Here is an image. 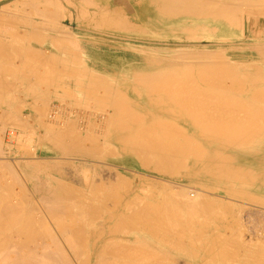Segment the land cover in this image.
Returning a JSON list of instances; mask_svg holds the SVG:
<instances>
[{"label":"bare ground","instance_id":"obj_1","mask_svg":"<svg viewBox=\"0 0 264 264\" xmlns=\"http://www.w3.org/2000/svg\"><path fill=\"white\" fill-rule=\"evenodd\" d=\"M73 1L67 2V6L73 11L62 10L58 0H18L15 6L10 4L13 7L10 6L9 11L14 7H19L17 9L21 11L28 5L30 8L35 7L36 14L35 19H31L33 16L29 18L31 13L28 12L30 11L28 7L26 12L22 10L25 16L23 13L20 18H17L19 13L16 14L17 11H13L17 19L8 12L6 15L9 14L12 19L5 15L9 18L8 24L12 21L10 25L14 26L12 25L11 30L6 28L0 30V104L5 110L2 109L4 114L1 119L4 116L9 117L6 115L15 109L17 102L23 103L21 106H24V101L19 100L22 93L23 98L28 94L29 97L25 99L29 98L32 101L38 97L37 95L41 93L38 92L41 88L38 86L46 72L45 68L47 72L51 71L53 78L64 75L63 78L66 77L67 82L73 78L71 82H75L64 84L72 88L70 90L67 87L65 95L61 94L63 88H66L62 84L64 81L52 83L50 75L51 80L43 78L45 82L41 83L44 86L47 83L48 86L50 80L49 84L55 83L60 94L68 100L82 102L84 108L87 105L86 109L90 113L84 110L82 113L84 117L81 118L88 121L82 119L83 123L80 122L75 128L77 119L73 118L76 117H73L72 121L69 119L70 115L67 117L68 115L65 116L64 113L70 124L62 120L65 122V125H62L69 127L61 126L62 129L59 126L62 121L60 123L58 122L60 120L52 118L55 114L59 119L55 113L57 111L53 109L54 106L47 111L44 110L46 103H42L45 107L42 108L43 105H40V109L38 106L30 108L31 104L37 105L35 104L37 100L40 103L42 98L34 99L29 104L31 106L28 105L30 114L38 112L37 114L41 116L40 112L43 115L41 111L43 109L44 116L47 112L46 118L49 117L51 123L41 121L47 125L41 123L36 125H41L45 133L43 134L45 137L39 136L40 139L37 137L39 134H36V139L41 141L39 143H52L50 148L59 150L53 152L54 154L58 152L59 155L62 153V156L63 154L68 156L72 153L69 156L83 159V163L80 161L83 166L79 164V168L82 166L81 170L87 172L92 169L98 171V168L96 169L100 166L98 163L104 168L105 163L123 164L129 160L147 172L146 174L152 175V178L155 175L162 180L165 178V181L166 179L173 181L171 185L177 188L175 190L178 192L172 195L168 183L162 185L161 179H158L159 183L161 182L159 184L155 182L156 180L149 179L150 176L147 180L146 175H142L145 177L143 179L136 175L139 188L141 186L145 190L144 186H147V190L143 191L137 188L138 186H131L132 175L128 178L119 172L121 178L124 176L126 178L122 180L115 172L117 175L115 178L119 177L121 181L114 178L113 186L116 189L114 187L112 189V185L109 187L110 184H107V188L101 179L98 183L93 182L96 179L91 181L95 178L94 174L88 176L91 180L85 178L83 175L87 172L84 173V170L81 171V176L75 171L79 178L84 177L81 180L83 183L76 179L79 184H83L82 186L80 184L79 188L78 183L74 185L73 180L67 178L68 175L60 176L65 172L61 166L59 168L62 173L55 171L59 178L50 177L49 174H45L46 171H41L43 176L45 174L48 178L44 176V180H40L41 178H37L40 172L36 170H42L44 166L43 170L47 169V172L48 169L56 170L54 164L57 162L50 161V164L48 161L47 166V161L44 164L43 161L40 163V160H38L40 162L32 160L35 155L33 157L34 153L31 152L32 158L28 159L31 161L19 159H16L17 163L9 161L8 163H13L12 166L6 161H0V264H168L166 262L168 253L172 256L175 252L183 256L174 255L175 257L169 261L177 259L180 261L183 257L187 259L191 256L194 261L206 262L204 264H231L230 262L235 261L242 264H264L262 246V249L259 248L260 245L257 246L256 242L255 247L253 243L256 240L253 243L250 241L254 246L246 244L247 241L244 242L240 238L242 234L239 229L241 235L237 237L234 234L237 232L235 231V227L238 226L237 220L231 217L234 212L235 214L238 212V219H242L240 216L244 214L240 215V212L246 211L242 208L245 202L264 209V87H262L264 82L260 78L263 75H255L260 74L261 70L264 71V45H252L255 47L250 48L254 54L252 58L254 63L255 60H258V63L263 61L261 66L251 60L253 64L251 66L247 64L249 66L245 67V63L244 66L238 62L234 64L235 60L225 56L223 50L218 49L221 53L218 50L210 52L200 48L198 46L200 44L191 46L185 43L201 40L227 42L241 37L245 30L261 36L264 40V16H259L253 11V8L264 7V0ZM40 4L52 8L47 6L44 8ZM110 4L115 7H111ZM39 5L43 9H38ZM61 12L66 14L65 20L69 21L67 25L63 23L64 16ZM73 13L76 17L78 15L73 20L82 22L87 31L80 30V26L73 28L69 25ZM3 16L0 18L1 21L6 19L5 16L3 19ZM2 23L0 22L5 27L4 22ZM50 24H53L52 28ZM21 26L24 29H21ZM104 31H109L111 35H106ZM82 32L85 35L81 34ZM102 33L106 37H111L104 41V46L100 44ZM93 34L97 37L94 38ZM4 37L14 40L6 41ZM42 44H47L50 49L46 52L41 50ZM75 46L81 53L75 51L77 50ZM105 48L113 54L106 52L108 50ZM27 69L30 71L27 72ZM46 76L49 75L46 73ZM256 78L262 81L258 82ZM226 81H229L230 86L226 85ZM42 91L44 99L45 97L48 99L49 92L48 98L45 96L48 90ZM55 92L58 93L56 90ZM46 99L43 102L47 101ZM77 104H73L72 107L75 108ZM21 106L18 105L17 108L20 109ZM16 109L15 111H18ZM96 110L99 113L96 114L97 123L92 119L90 122L89 118L95 116ZM14 113L16 112L13 111L10 115H15ZM17 114L16 120L14 116L13 119L10 117L14 123L17 122V117L20 121L23 119ZM73 115L79 116L77 113ZM1 119L0 122L12 123L5 122L9 119L5 121ZM20 121L19 124L22 125ZM19 124L15 125L21 128L23 125L20 127ZM73 125L74 129L71 128ZM31 129V132L20 129L23 130L18 133L21 142L19 138V141L15 142L16 145H20L28 138L24 131L29 132L30 136L35 129L40 128ZM0 151H3L1 140ZM27 154L30 157L31 154ZM110 168L109 166L108 169ZM113 169L114 167L112 168L114 173ZM20 175L28 180L24 177L22 178L24 182L26 180L30 183L31 187L28 189H32V194L42 198L38 201L39 197L33 199V203L31 197L32 202L28 206V211L26 210L28 214L24 215L23 211L21 213L19 210L24 203L20 206L19 197L15 199L13 196L21 190L15 193L13 189L11 193V188L17 187L15 185L23 191L24 184H20L19 179L22 177ZM7 176L10 180L13 179L12 182ZM74 177L76 176H72L71 179ZM7 179L13 186L7 183ZM125 179L129 180L131 187L123 182ZM123 183L129 190L118 195L117 185L123 187ZM157 186L160 187V192L157 191ZM24 188L26 190L27 186ZM123 189L122 191H125L126 187ZM201 191L209 194L218 193L236 203L243 202L240 207L230 200V203H226L228 201L225 200L223 202L224 197L221 200L220 197L217 198L218 195L209 196ZM111 192H114L113 195ZM25 194L18 196L22 199L28 195ZM23 200L28 202L30 199ZM23 209L25 211V207ZM222 212H232V215H229L230 222L233 220L231 223L236 225H232L234 232L231 233L237 239L223 233L228 228L224 223L228 222L229 216H226L227 220L224 221L225 216L222 215L224 223H221L219 215ZM247 212H250L251 219L252 215L258 217L260 214L256 212L255 215L248 209ZM45 216L48 221L50 220L49 223ZM260 216L264 217V214ZM261 220L263 222V218ZM241 221L238 223L239 226ZM46 223L49 225L51 223V227L53 224L54 230L56 225L57 229L50 230ZM227 224L230 225L229 222ZM244 228L242 226L243 230ZM228 232L230 233L229 230ZM171 249H175L174 253L170 251ZM187 261L189 262V259Z\"/></svg>","mask_w":264,"mask_h":264},{"label":"rangeland","instance_id":"obj_2","mask_svg":"<svg viewBox=\"0 0 264 264\" xmlns=\"http://www.w3.org/2000/svg\"><path fill=\"white\" fill-rule=\"evenodd\" d=\"M10 1H11V3H8V2H10ZM16 1H18V0H0V14H1V17H0V18H2V15L5 16V15L7 14V12H8L10 15H12V17H13V15H14V18H16L17 16H18L17 18H20V17H21L20 15H23V13H24L23 16H25V12L30 8V6H28V5H27V6L25 5V7L22 6V7L25 8V9H23V8L21 7L23 11L25 10V12H22V10L20 11V9L18 10L17 8H19V7L11 8V9H10L11 11H9L10 6H11V7H13L12 5L15 6V2H16ZM34 1H35V0H34ZM38 1H41V0H38ZM58 1H59V3L61 4L60 7L62 6V7H61L62 10L67 9V10L73 11L71 7L67 6V2L69 1V3H70V2L72 3L73 0H66V2H65V0H58ZM12 2H14V4H13ZM28 2H29V1H28ZM73 2H74V1H73ZM16 3H17V2H16ZM25 3H26V2H25ZM65 3H66V5H65ZM10 4H12V5H10ZM40 5H41V4H40ZM40 5L37 7L38 9H39V8H40V9H43L41 6H43V7H44V6H45V7L47 6V5H41V6H40ZM70 5H71V4H70ZM110 5H111V4H110ZM5 6H6V7H5ZM28 7H29V8H28ZM32 7H33V6H32ZM32 7H31V8H32ZM45 7H44V8H45ZM47 7H48V8H52V7L49 6V5H48ZM86 7L88 8V6H86ZM111 7H115V6H114V5H111ZM1 8H2V11H1ZM15 8H16V9H15ZM27 8H28V9H27ZM31 8H30V11L28 10V12L31 13V14H30V15L28 14V15H29V18H31V17L33 16V17L31 18V19L33 20V19H35V14H36L35 12H36V11H34V10H35V7L32 8L33 10H31ZM6 9H8V11H7ZM26 9H27V10H26ZM46 9H47V8H46ZM5 10H6V11H5ZM88 10H89V9H88ZM13 11H14V12L17 11L16 14H17L18 12H19V13H22V14H19V13H18V15L16 16V14H14ZM33 11H34V13H33ZM89 11H90V10H89ZM253 11H254L256 14H258L259 16H264V7L253 8ZM1 12H2V13L5 12V13L2 14ZM12 12H13V14H12ZM28 12H27V13H28ZM27 13H26V15H27ZM9 14L6 15V16H9ZM33 14H34V15H33ZM87 14H90V13H87ZM28 15H27V16H28ZM61 15L64 16V20H63V23H65L64 25H67L69 21H66V20H65V15H66V14L64 15V12H61ZM74 15H75V14L73 13V14H72V20L70 21V24H69V25L72 26L73 28H76L77 26H80V27H81L80 30L82 29L83 31H87V30H86V27H85V26L83 27L82 22H79V21H78V22H75V21H74V20L78 17V15H77V17L74 16ZM4 16H3V17H4ZM6 16H5V17H6ZM92 16H93V15H91V17H92ZM5 17H4L3 19H5ZM9 17L11 18V16H9ZM80 17H81V15H80ZM82 17H83V16H82ZM84 17H85V16H84ZM88 17H90V15H88ZM96 17H97V16H96ZM17 18H16V19H17ZM73 18H75V19L73 20ZM8 19H9V18H7V17H6V19L3 20V21H1V19H0V22H1V23L4 22V24H5V27L2 26L3 23L0 24V27H1V26L3 27V28L1 27L0 30L5 29V28L11 30V29L13 28L14 25H13V24H12L13 26L10 25L12 21L10 22V24H8V23H9V22H7ZM11 19H12V18H11ZM73 21H74V22H73ZM13 22H14V21H13ZM66 22H67V23H66ZM7 24H8L9 26H8ZM51 25H53V24H50V26H51ZM244 25H246V21L244 22ZM9 27H10V28H9ZM11 27H12V28H11ZM51 28H52V26H51ZM19 29H20V28H19ZM21 29H24V28L21 26ZM51 31H52V30H51ZM92 31H94V30H92ZM104 32H105L106 35H111L109 31H104ZM51 34H52V32H51ZM81 34H84V33L82 32ZM105 34H104V33L101 34L102 37L100 38V44H101L102 46L105 45V42H104L105 40L111 38L110 36L106 37ZM84 35H85V34H84ZM93 37L95 38V37H97V35H96V34H93ZM254 38H255V39H254ZM3 39H5L6 41L14 40V38H10V40H8L9 37H4ZM261 39H262L261 36L254 35V34H250V33L246 32V30H245V31L242 33V36H241V37L235 38V39H233V40H229V41H227V42H223V41H208V40H201V41H199V42H195V43H194V41H190V42L185 41V43L187 42L186 44H190L191 46H194L195 44H200V45H198L200 48H205V49L209 50L210 52H212L213 50H214L213 52H215V50H216V52H217L218 49H220V51L223 50L224 53H225V56H227L228 58L230 57V59H232V60H235V61H234V64L238 62V63H242V64H243L242 66H244V63H245V67H247V66H249V65L251 66V65L254 63V60L252 59L254 54H253V52H252V50H251V49H253V48H251V47H255V46H257V45L261 46L262 44L264 45V40H263V39L261 40ZM254 42H256V43H254ZM260 42H261V43H260ZM224 43H226V44H224ZM230 43H231V44H230ZM249 43H250V44H249ZM253 43H254V44H253ZM172 45H173V44H172ZM172 45H171V46H172ZM252 45H255V46H252ZM229 46H232L234 49H231L232 47L226 49V47H229ZM236 46H238L237 49H235ZM247 46H249V47H247ZM240 47H241V48H240ZM45 48H47V50H45ZM76 48H77V50H75ZM222 48H223V49H222ZM239 48H240V49H239ZM250 48H251V49H250ZM40 49H41V50H44V51L46 52V51H48V49H50V48L48 47L47 44H42V45L40 46ZM75 49L73 48V50H75V51H77V52L81 51V50L78 51L79 48L76 47V46H75ZM105 49H107V48H105ZM225 49H226V50H225ZM248 49H249V50H248ZM107 50H108V49H107ZM110 50H112V49H110ZM103 51H106V50H103ZM220 51L218 50V52H220ZM223 51H222V53H223ZM106 52L109 53L110 51L108 50V51H106ZM79 53H81V52H79ZM220 53H221V52H220ZM110 54H113V53L110 52ZM219 55H221V54H219ZM125 56H129V55H125ZM186 56H187V55H186ZM186 56H185V57H186ZM189 56H191V55H189ZM223 56H224V55H223ZM187 58L190 59L189 57H187ZM225 58H226V57H225ZM226 60H227V59H226ZM228 60H229V59H228ZM251 60L253 61V63H252ZM246 62H248V63H246ZM249 62H251V63H249ZM258 62H259L258 60H255V63H254V64H257ZM262 62H263V61H261L260 63H258V64H259L258 66H261V63H262ZM247 64H249V65H247ZM239 65H241V64H239ZM262 65H263V64H262ZM47 69L49 70V68H47ZM43 70H44V69H41V71H43ZM29 71H30V70L27 69V72H29ZM45 71H46V72H45ZM105 71H107V70L105 69ZM105 71H104V73H105ZM259 71H260V70H259ZM262 71H263V70H261V71L259 72L260 74H256V73H255V75H258V76H259V75H261V76L263 75V77H260V78H261V79L263 80V82H264V79H263V78H264V71H263V72H262ZM44 72H45L44 76L42 75L43 78H44V79L42 78L43 80H47L48 78L50 79V77L52 76V80L50 79V80L52 81V83H53V82L64 81L63 83L61 82V83L63 84L64 87H66L65 85H67L68 82H70L71 84H72L73 82H75V81L71 82V81L73 80V78H71L72 80H71V79L69 80V79L67 78V79L69 80V81L67 82L66 77L63 78L64 75H62V77H60V78H59L58 76H56L55 78H53L54 75L51 74V71H50V70L48 71V72H49V74H48L46 68H45ZM44 72H41V73L43 74ZM253 72H255V71H253ZM256 72H258V71H256ZM261 72H262V74H261ZM46 73H47V75H49V76H46ZM50 75H51V76H50ZM59 76H60V75H59ZM46 77H47V78H46ZM45 78H46V79H45ZM61 78H62V80H61ZM69 78H70V77H69ZM42 79H40V83L43 81ZM54 79H55V81H54ZM58 79H59V80H58ZM258 79H259V77H258ZM258 79L256 78V80H257L258 82H261V81H262V80L259 81L260 79H259V80H258ZM50 80L48 81V86H47V83L45 84V86H44V84H42V83L40 84V83H39V86H38V87H39V88L41 87V88H40L41 90H40L38 87L36 88L37 90H38V89L40 90V91L38 90V92H41V93H40L41 95L43 94V91H42V90H44V91H45V90H48L47 93H46V95H45V96H47V94H48V92H49V94H48L49 98H48V96H47L48 99H46V97H45V99H46L47 101H44V102H43V100H45L44 97H43L44 94H43L42 96H40V94L38 93L39 95H37V96H38L37 98L39 99V97H40V98H42V99H40V101H41L40 103H39L38 100L36 101V103L34 102L35 104H37V105H34V104H31V103L34 101V99L36 100L37 98H34L33 101H32V100L29 99V98H26V99H25V97H29V96H27L28 94H26L24 98H23V96H22L24 93H22V94L20 93L21 95L17 94V95H19L21 98H20L19 96L16 95L17 98L19 97V100L22 99L21 101H24V106H21V105H23V103L21 104L20 102H17V104L19 105V107L21 106L20 109L17 108L18 105L15 107V109L17 108L16 110H18V111H15V109L13 110L14 112H16V113H14L15 115L18 113L17 116L20 115L19 118H20V119L23 118L22 121H20V120L18 119V117H17V122H16V123L19 124V121H20V123H22V125H23V126H22L21 124H19L20 127L22 126L21 128H23L24 130L27 129L26 131H29V130H30L29 132H31V131H32L31 127H32L33 129L36 128V127H37L38 129H39V128L41 129V127H42L41 125H40V126H36V125H38V123H41L42 125H47V124H43V123H42V122H48V123H49V119H48L49 117L46 118L47 112H46V115L44 116V114H45V111H44V110L47 111L48 109H51L53 106H54L55 108H57V109H55V108L53 107V109L57 111V112H55V113L57 114V116L59 117V119L56 117L55 114L52 115V118L55 117L54 119H57V121L60 120V121H58V122H60V123H61L62 120H64L65 122L69 123V122L67 121V117H69V115H70L69 119H71V120H72L73 117H76V118H73V120H76V119H77L76 121H78V122L75 121L76 127H75V125H73V127L70 126L72 129H74V127L77 128V126L79 125V123L82 122V119H83V118H81V117H84L83 114H82V113L84 112V110H86V111H85L86 113H88V114L90 113V112L86 109L87 105H85L86 107L84 108V105L82 106V104H81L82 102H79V101L77 102V100L75 101V100L71 99V100L74 101L75 103H78V104L80 103L81 105H78V104H77L78 106L76 105L75 108L72 107L73 104H75V103L73 102V104H72V101H70V100H68L66 97H64V95H65V91L67 90V87H68V86H67L66 88H63V91H61V94H64V95H61L60 92H59L60 90H57L59 87H56V84H55V83H54V85H53L52 83H51L52 85L49 84V83L51 82ZM44 82H45V81H43V83H44ZM70 83H69V84H70ZM227 83H228V84H227ZM15 84H16V83H15ZM64 84H65V85H64ZM261 84H262V83H261ZM40 85H41V86H40ZM226 85H227V86H230L229 81H226ZM51 86H53V87H51ZM54 86H55V87H54ZM47 87H51V88H47ZM262 87H264V86H262ZM44 88H45V89H44ZM68 88H70V90L72 89L71 87H68ZM65 89H66V90H65ZM55 90L58 91L59 94H58L57 92H55ZM53 92H54V93H53ZM62 92H64V93H62ZM55 94H56V95H55ZM57 94H58L59 96H58ZM55 96H56L57 98H54ZM62 96H63V97H62ZM59 98H61V99H59ZM58 99H59V100H58ZM69 99H70V98H69ZM48 100H49V101H48ZM60 100H61V102H60ZM69 101H70V102H69ZM25 102H26V104H25ZM59 102H60V103H59ZM63 102H64V103H63ZM19 103H20V104H19ZM42 103H43V104L46 103V107H45ZM29 104H31L32 106L29 105ZM1 105H2V104H0V108H1ZM15 105H16V104H15ZM28 105L31 106L30 108H34V107L38 106L39 109H40V105H43L42 108L45 107L44 110H43V109L41 110V111H43V115H42L41 112H40L41 116H40L39 114H37L38 112H36V113H34V114H30V111H29L30 108H29ZM66 105H68V106H66ZM33 106H34V107H33ZM56 106H57V107H56ZM58 106H59V107H58ZM61 106H62V108H64L65 110L62 109V108H60ZM69 106H70V107H69ZM79 106H80V108L83 107L84 109H83V108H81L82 110H81V109H78ZM65 107H66L67 109H66ZM88 107H89V106H88ZM58 108H59V109H58ZM68 108H69V109H68ZM94 108H95V107H94ZM2 109H3V107L0 109V110H1L0 113L2 112V113L0 114V119H1V116L4 114V112L2 111ZM60 109H62V110H60ZM3 110H4V109H3ZM70 110H71V111H70ZM72 110H73L74 112H73ZM89 110L91 111V110H93V109H89ZM94 110H95V109H94ZM4 111H5V110H4ZM13 111H11V112L13 113ZM58 111H59L60 113H59ZM61 111H62V112H61ZM63 111H64V112H63ZM11 112H10V114H11ZM71 112H73V113H75V114L77 113V115H79V116L77 117L76 115H73V113H71ZM94 112H95V116H93V118H89V120H90V122H91V119H92L95 123H97V120H96V119H98V118H96V114H99V113L97 112V110L94 111ZM94 112H93V113H94ZM96 112H97V113H96ZM5 113H6V112H5ZM64 113H65V116H67V115H68V116L65 117V116L63 115ZM78 113H79V114H78ZM10 114L8 113V114L6 115L7 117L9 116L8 118H6V117L4 116L2 119L6 118V119H4V121L9 119V121H5V122H10V121H11V120H10V117H11V119H13V116H14V119L16 120L15 115H13V114L10 115ZM58 114H59L60 116H59ZM71 114H72L73 116H72ZM80 114H81V115H80ZM38 115H39V116H38ZM93 115H94V114H93ZM22 116H23V117H22ZM37 116H38V117H37ZM63 116H64V117H63ZM71 116H72V117H71ZM60 117H61V118H60ZM2 119H1V121H2ZM27 119H28V120H27ZM37 119H38V120H37ZM46 119H47V120H46ZM69 119H68V120H69ZM94 119H95V120H94ZM18 120H19V121H18ZM23 120H25L24 122H25L26 125L23 124ZM44 120H46V121H44ZM73 120H72V121H73ZM83 120H87V121H88V119H83ZM12 121H13V120H12ZM12 121H11V122H12ZM26 121H27V123H26ZM34 121H35V122H34ZM36 121H38V122L36 123ZM41 121H42V122H41ZM64 121H62L61 125H59L60 127H61V126L63 127V126L65 125V122H64ZM93 121H92V122H93ZM14 122H15V121H14ZM14 122H12L11 124L4 123V122H0V128H1L0 130H1V132H2V133L0 132V133H1V134H0V136H1V137H0V140H1L2 150H3V151H0V155L2 156V157L0 156V157H1V158H0V161H2V162H3V161H4V162L6 161V163H8L9 161H12L13 163H17V160H16V159H19L20 161L31 159V158H32V154H31V153H34V154H33V157H34V155H35V157L32 158V160H36V161L40 160L41 162H40V161H38V162H40V163H43V162H44V164H45V162L47 161V162H46V163H47V164H46L47 166H48V163H49L50 161H51L52 163H53L54 161H56L57 163H56V162H55V163L57 164V166H56V164H54L55 167H57L56 170H55V168H54V170L51 169V171H52V170L54 171L53 174H52L53 171L51 172L49 169H48V172H47V169H44V170H43V168H45V166L42 168V170H41V169L36 170V172L38 171V172L42 173V175H40V173H38L39 175L36 173V174H37V178H38V179L41 178L40 180H42V179L44 180V176L48 178V176L45 175V174L47 173V175L49 174L50 177L52 176V177H55V178H59L60 176H61V177H66V176L68 175L67 178L69 177L68 179H70L71 181H72V180L74 181V180L77 179L79 182L83 183L84 181L82 182L81 180H83L84 177L87 178L89 175H92V176H93V174H94V177H95L94 179L91 180V179L89 178L90 176L88 177V179H90L91 181H93V180L96 179V181H93V182H95V183H98L99 180L101 179V181H102L103 183H106V185H107V184H110L109 187L112 185L111 187H112V189H113V187H114L113 184L115 183L113 179L115 178V176H117V175H115V172H116V174H119V173H120V174H123V175L125 174L128 178L133 177V179H130V180H131L130 183H131V186H135V187H137V186L139 185V183H138L139 180H138V178H137V180H136V175H137V176L139 175V178H141V179L145 178V177H143V176H145V175L147 176L146 179L150 176L149 174H146L147 172H144L143 170L139 169V168L136 167L131 161L128 160V161H126V162L123 163V164H122V163H111V164H110V163H107V164L105 163L104 165H106V167H108V168H109V166H110V167H111L110 169H108V168H106V167L103 168V166H102V168H101V167H100L101 164H99V163H98L97 165H100V166H97V167H96V169L98 168V169H97L98 171H95V169H92V170H90L89 172H87L86 170L83 169V170L85 171L84 173H86V172H87V173H86V174L83 173L84 175H83V174H82V175H83L84 177L82 176V177H81L82 179H81V178L78 177V175L80 174L79 176H81V173H82L81 171H83V170H81V169H82V166H83V165H82V163H83V162H82L83 159L78 158V157H75V156H69V155H71L72 153L68 154V156H66L67 154H66V155L63 154V156H62V153L59 155V154H57V153L59 152V150H57V149L55 150L54 148H50V147H51L50 144L52 145V143H49V144H45V142L39 143V142H41V141H39V139L45 135V133L43 132L42 129H41V130H40V129H39V130H36V129H35L36 131L34 130L33 133H32L33 136H31L32 134L29 136L30 133L24 131L25 133L28 134V138L26 139L27 141L25 140L26 142L23 141V142L21 143L22 145L25 143L22 147L20 146L21 144H20V145H19V144L16 145V143H17L19 140H20V142H21V138H20V137H19L20 139L18 138V135H20V134H18V133H21V131H23V130H20L21 128H19L18 125H15L16 123H14ZM70 122H71V121H70ZM3 123H4V124H3ZM67 123H66V125H69V124H70V123H69V124H67ZM82 123H83V122H82ZM2 124H3V125H2ZM5 124H6V125H5ZM27 124H28V125H27ZM49 124H51V123H49ZM62 124H64V125H62ZM73 124H74V123H73ZM89 124H90V123H89ZM4 125H5V126H4ZM24 125H25V127H24ZM29 125H30L31 127H30ZM6 126H7V127H6ZM34 126H35V127H34ZM55 126H56V125H55ZM59 126H56V127L59 128ZM89 126H90V125H89ZM28 127H30L29 130H28ZM62 127H61V128H62ZM64 127H67V126H64ZM3 128H4V130H2ZM67 128H69V127H67ZM71 128H70V129H71ZM62 129H63V128H62ZM64 129H65V128H64ZM13 131H14V133H13ZM36 132H37V133H36ZM42 132H43V133H42ZM7 133H9V134H7ZM41 133H42V134H41ZM16 134H17V135H16ZM27 134H26V137H27ZM36 134H39V135L37 136L38 138H39V136H40L39 139H36ZM40 134H41L42 136H41ZM43 134H44V135H43ZM11 135H12V139H11ZM13 135H15V136L13 137ZM34 135H35V136H34ZM16 136H17V137H16ZM15 137H16L17 139H15ZM44 137H45V136H44ZM1 138H2V139H1ZM8 138H10V140H9ZM18 139H19V140H18ZM28 139L30 140V142H29ZM32 140H33V141H32ZM36 140H38V142H37ZM8 141H9V142H8ZM15 142H16V143H15ZM35 143H36L37 145H36ZM32 144H33V145H32ZM39 144H40V145H39ZM25 145H26V146H25ZM47 145H49V147H48ZM14 146H16V147H20V148H14ZM4 147H5V148H4ZM8 147H9V148H8ZM52 147H53V146H52ZM28 148H29V149H28ZM48 148H49V149H48ZM23 149H26V150H23ZM7 150H8V152H7ZM30 150H31V151H30ZM50 150H51V151H50ZM53 150H54V151H53ZM28 151H29V152H28ZM55 151H58V152H56V153L54 154L53 152H55ZM30 152H31V153H30ZM1 153H3V155H2ZM21 153H22V154H21ZM23 153H24V154H23ZM27 153L31 154L30 157H29V155H28ZM8 154H9V155H8ZM22 155H23V156H22ZM24 155H25L26 157H25ZM61 156H62L63 158H62ZM20 157H21V158H20ZM36 157H37V158H36ZM69 157H70V158H69ZM74 157H75V158H74ZM6 158H7V159H6ZM72 158H73V159H72ZM76 158H77V159H76ZM45 159H46V160H45ZM58 159H59V160H58ZM79 159H80V160H79ZM19 160H18V162H20ZM65 160H66V161H65ZM70 160L72 161V163H71ZM78 160H79V161H78ZM15 161H16V162H15ZM28 161H31V160H28ZM42 161H43V162H42ZM48 161H49V162H48ZM69 161H70V163H69ZM80 161H81L82 163H81ZM12 162H11V163H8V164L12 166V164H13ZM33 162H34V161H33ZM51 162H50V164H51ZM63 162H64V163H63ZM77 162H78V164H77ZM59 163H60V165H58ZM50 164H49V165H50ZM62 164H63V165H62ZM66 164H67V165H66ZM79 164L82 165V166H80V168H79ZM52 165H53V164H52ZM65 165H66V166H65ZM68 165H69V166H68ZM95 165H96V164H95ZM102 165H103V164H102ZM107 165H108V166H107ZM60 166H61V167H60ZM76 166H77V167H76ZM53 167H54V166H50V168H53ZM59 167L62 168V170H64L65 172H63L62 170L60 171V168H59ZM113 167H114V169H115V171H114V169H113L114 173L112 172V168H113ZM115 167H116V168H115ZM117 167H119V168H117ZM46 168H49V167H46ZM83 168H84V167H83ZM67 169H68V170H67ZM74 169H75V170H74ZM76 169H77V170H76ZM79 169H80V171H79ZM101 169H102V170H101ZM107 169H108V170H107ZM39 170H40V171H39ZM66 170H67V171H66ZM69 170H71L72 173H71ZM93 170H94V171H93ZM41 171H44V172L46 171L45 174H44V176H43V172H41ZM49 171H50V172H49ZM55 171H57V172L60 171L59 174L62 173V172H63L64 174L62 173V174H60V176H59V175H55V174H57V172L55 173ZM75 171H78L79 174H78V175H75V174H76ZM108 171H109V172H108ZM16 172H18V171H16ZM69 172H70V173H69ZM74 172H75V173H74ZM92 172H93V173H92ZM94 172H95V173L98 172V173H96V175H95ZM118 172H119V173H118ZM131 172H132V173H131ZM135 172H136V173H135ZM138 172H139V174H138ZM33 173H34V172H33ZM67 173H68V174H67ZM90 173H92V174H90ZM17 174L19 175V173H17ZM69 174H72V176H76V177H74V179H71L72 176L70 175V176H71V177H70ZM99 174H100V178H98V175H99ZM120 174H119V177L121 178V175H120ZM127 174H129V176H128ZM34 175H35V173H34ZM62 175H65V176H62ZM86 175H87V176H86ZM123 175H122V176H123ZM131 175H132V176H131ZM142 175H143V176H142ZM20 176H22V177L20 178V177L17 176L18 179L20 178V179H19V181L21 182L20 184H21V185L24 184V187H25V185L27 186L26 190H25V188H24L23 186H21V187H23V191L25 190V192L22 191V188L19 189V188H18V187H19L18 185H15V186H17V187H14V186L10 183V182H12L13 179L10 180V179H9V178H10L9 176H7V178L9 179L10 182H8V179H7V183H9V185H12V186L14 187V188H13V187L11 186V187H12V188H11V193H12V190H13V189H14L13 192H15V191H16V192H17V191L19 192V191L21 190L19 193H16V192H15L16 194H15V195L13 194V196H15V197H14L15 199L19 197V198H18L19 201H18V199H17V201L19 202V205H20V206H22V203L25 204V205L23 204V206L19 208L20 212L23 211V215H24V214H26V213L28 214V212H27L28 210H27V209H28V206H29V205L31 204V202H32V201H31V197H33V198H32V200H33V199H35V198H37V197H39V196H38V195L36 196V195H33V194H32V191H31L32 189H28V188L31 187V186H29L30 183L27 182L28 180L26 179L25 176H24L25 178L23 177V175H20ZM130 176H131V177H130ZM140 176H142V177H140ZM42 177H43V178H42ZM50 177H49V178H50ZM77 177H78L80 180H79ZM119 177H118V179H117V177L115 178V179H117L116 181H118V180L120 179ZM22 178H24V179L27 180V181L25 180L26 184H25V182L23 181L24 179H22ZM97 178H98V179H97ZM123 178H126V177L124 176V177H122L121 179L124 180ZM151 178H152V175L149 177V179H151ZM154 178H156V179H154ZM21 179H22V180H21ZM45 179H46V178H45ZM121 179H120V181H121ZM152 179H153V181L156 180L155 182H158V183H159V180L161 179V177L159 178V177H157V176L154 175V177H153ZM158 179H159V180H158ZM77 180H76L75 182L72 181V183H74V185H76V183H78ZM97 180H98V181H97ZM109 180H110V181H109ZM147 180H148V179H147ZM163 180L165 181V178H163ZM163 180H162V179L160 180L161 182H163L162 185H164V183H165V184L168 183V185H169L170 188L172 189V190L170 189V193H171L172 195H174V194L176 195V193L178 192V190H175V189H177V188H173V187H172V185H173L172 182H173V181L170 182V181H167L168 179H166V181L164 182ZM22 181H23V182H22ZM120 181H119V182H120ZM125 181H127V180L125 179ZM125 181H123L125 184H128V185L130 184V183H129V180L127 181L128 183L125 182ZM151 181H152V180H151ZM161 182H160V183H161ZM22 183H23V184H22ZM72 183H71V184H72ZM81 183H80V184H81ZM116 183H118V182H116ZM124 183H123V187H122V186H121V187H122V189H123V188L125 189V187H126L125 191H122L121 187H119L120 184L117 185L118 188H119V191H118V190H115L116 188L114 187V188H115L114 190H115V191H118V195H120V194H122V193H124V192L126 193V191L129 190V189L127 190L128 187H127V185L125 186ZM160 183H159V184H160ZM171 183H172V185H171ZM180 183H181V182H180ZM68 184H70V183H68ZM80 184H79V183L77 184V186H79V188H81V186L83 185V184H81V186H80ZM121 184H122V183H121ZM134 184H135V185H134ZM72 185H73V184H72ZM74 185H73V186H74ZM168 185H167V186H168ZM70 186H71V185H70ZM77 186H76V188L78 189ZM117 186H116V187H117ZM131 186L129 185V187H131ZM157 187H158V188H157ZM157 187H156L157 191L160 192V189H159L160 187H159V186H157ZM16 188H18V190H17ZM73 188H75V187H73ZM107 188H108V185H107ZM137 188H139V186H138ZM140 188L142 189L141 186H140ZM140 188H139V189H140ZM146 188H147V186H146V187L144 186V189H145V190H143V189H142V190H143V191H146V190H147ZM168 188H169V187H168ZM198 188H200V187H198ZM110 189H111V188H110ZM112 189H111V191H113ZM124 189H123V190H124ZM161 190H162V189H161ZM108 191H110V190H108ZM120 191H121V193H120ZM22 192H23V193H22ZM30 192H31V193H30ZM175 192H176V193H175ZM11 193H10V195H11V197H13ZM21 193H22V194H21ZM25 193L28 194V195H30V196L28 197V195H26ZM111 193H112V195H113L114 192H111ZM125 193H124V194H125ZM201 193H203V192L201 191ZM204 193H206V192H204ZM204 193H203V194H204ZM212 193H213V192H212ZM212 193H210L211 195H210L209 193H206L205 195H209V196L215 195V197L218 195L217 198L220 197L221 200H222V198L224 197V199L222 200L223 202H224V200H225V201H228V202H226V203H230V201H231V203L235 202V203H233V204H238L240 207H241V205H242V202H243V201H241L240 203H239V201H237V203H236V201H234V200H232V199H228L227 197L222 196V195H220V194H218V193H213V194H212ZM19 194H20V196H22V195L25 194L27 197H26V196H25V197L23 196L22 199H20V196H18ZM31 194H32V195H31ZM10 195H9V196H10ZM114 195H115V194H114ZM219 195H220V196H219ZM24 198H26V199H27V198L30 199V200H28L29 204H27L28 202H27L26 200H23ZM114 198H115V197H114ZM225 198H226V199H225ZM38 199H42V198H41V197L37 198V201H38ZM229 200H230V201H229ZM21 201H23V202H21ZM40 201H41V200H40ZM40 201H39V202H40ZM20 202H21V203H20ZM25 202H27V203H25ZM41 202H42V201H41ZM33 203H34V200H33ZM26 204H27V206H26ZM243 205H244V206H242V208H243V209H246V211H245L246 213L243 212V211H241L242 213L240 212V215H241V214H244V215H243L244 218H243V216H240V218H242V219H238V218H239V216H238L239 213H238V212H236V214H235V212H234L233 216H231V215H232V212H231V213H230V212H224V213L222 212L221 215H219V217H221L222 215H224V216H225V217H224L225 220L222 218L223 216L221 217V220L223 219L224 221H226V220H227L226 216L228 217V216L231 214L230 216L232 217V219H233V220H234V219L237 220L236 223H237L238 226H239L238 223H240V220H242V221H241V225H240L241 228H240V226H239V227H238V226L235 227V231L238 232V229H239V231L241 232L242 237H240V236H239V237L242 239V241H244V242L247 241L246 244H249V243H250L249 246H251V245L254 246V245H255V247H256V242H257V246L260 245V246H258V247L261 248V246H262V248L264 249V230L262 231V229H264V226H263V228H262V225H261V224L264 222V217H263V216H262V217L260 216L261 214H262V215L264 214V209H263V208H260V207L257 208V206H256L255 204L253 205V204L250 203V205H249L248 202L243 203ZM246 205H247V207H246ZM249 206H250V207H249ZM255 206H256V207H255ZM24 207H25V211H24V209H23ZM254 207H255V208H254ZM21 208H22V210H21ZM250 208H251V209H250ZM247 209H248V211H251V212L255 213V215H256L258 212L260 213V214L258 213V214H259L258 217L260 216V218L258 219L259 222H258V220H256V218H258L257 215H256V217H255L254 215H252V213H251V215H252V219H251L250 212L248 213V212H247ZM26 210H27V211H26ZM254 210H255V211H254ZM256 210H257V211H256ZM258 210H259V211H258ZM261 210H262V211H261ZM256 212H257V213H256ZM21 213H22V212H21ZM237 213H238V214H237ZM227 214H228V215H227ZM246 214H247V215H246ZM248 215H249V216H248ZM230 216H229V220H227V221L230 223V225L227 224L228 222L224 223L223 220L221 221V223H224V225H227V227H228V228H226L227 230H225V231L223 230V231H224L223 233H224V234L228 233V235L230 234V236H234V235H232V233L234 232V226L236 225V223H234V224L231 223V222H234L233 220L230 222V219H231ZM235 216H236V217H235ZM45 217H46V216H45ZM249 217H250V218H249ZM254 217H255V218H254ZM48 218H49V217H48ZM248 218H249L250 220H249ZM261 218H263V222H262ZM253 219H255V220L253 221ZM46 220H47V222L49 223L50 220L48 221L47 217H46ZM51 221H52V220H51ZM252 221H253V222H252ZM45 222H46V221H45ZM242 222H243V223H242ZM248 222H250V223H248ZM251 222H252V223H251ZM51 223H53V222H51ZM51 223H50V225L47 224V223H46L47 225H46V224H45V225L47 226V228H49V229L51 228L50 230L55 231V230L57 229V227H56V225H54L55 228H56V229L54 230V227H53V224H54V223H53V224H52L53 229H52V227H51ZM246 223L251 224V225H248V224H247V225H248V226H247ZM254 223H255V226H254ZM256 223H257V224H256ZM263 224H264V223H263ZM48 225H49V226H48ZM228 225L231 226V227H233V228H232V229L229 228ZM232 225H234V226H232ZM242 226H243V228L245 227L244 230L242 229ZM246 226H247V227H246ZM252 226H254V227H252ZM257 226H259V227H257ZM260 228H261V229H260ZM58 229H59V228H58ZM230 229H231L232 231H231ZM241 229H242V230H241ZM253 229H254V231H253ZM228 230L230 231V233L228 232ZM245 230H247V232H246ZM249 230H250V232H249ZM256 230H257V231H256ZM242 231H243V232H242ZM51 232H52V231H51ZM57 232H58V231H57ZM57 232H54V233L56 234ZM231 232H232V233H231ZM237 232H234V234L238 237V235H241V234H239L240 232H238V233H237ZM253 232H254V233H253ZM260 232H261V234H260ZM236 233H237V234H236ZM248 233H249V234H248ZM256 233H258L260 237H259L258 234H256ZM57 234H58V233H57ZM57 234H56V235H57ZM246 234H247V235H246ZM254 234H255V235H254ZM228 235H227V236H228ZM251 235H252L253 237H252ZM256 235H257V236H256ZM251 237H252V240H251ZM234 238H236V237L234 236ZM240 238H239V239H240ZM244 238H245V239H244ZM249 238H250V239H249ZM256 238H258V239H256ZM259 238H261L262 240L260 239V241H259ZM236 239H237V238H236ZM241 239H240V241H241ZM243 239H244V240H243ZM255 240H256V241H255ZM248 241H249V242H248ZM250 241H252V243L255 241V242L253 243L254 245L251 244ZM261 241H262V242H261ZM259 242H260V243H259ZM262 248H261V249H262ZM174 250H175V249H173V250L171 249L170 251H172V253H174V252H173ZM170 251H169V252H170ZM177 253H178V252H177ZM170 255H171V253H170ZM170 255H169V253H168V258H167L168 261H166V262H168V264H172V263H173V264H176V263H177V264H185L184 262H186V264H192V263H194V264H195V263H197V264H204V263H206V262H202V261H201L202 263L199 262V261H194V259H192L193 257H191V256H188L187 259H183V258H184V257H183L182 259H180V261L177 259L179 262H178L177 260H176V261L173 260V261H175V262H173V261L171 260L172 263H169V262H171V261H169V259L174 258L176 255H178V257L181 256V255L179 256V254H176V252L174 253L175 256H174L173 254H172V256H170ZM166 256H167V253H166ZM182 256H183V255H182ZM182 256H181V257H182ZM176 257H177V256H176ZM188 259H189V262H192V263H189V262L187 261ZM190 259H192L193 261L190 260ZM185 260H186V261H185ZM198 262H199V263H198ZM225 262H226V261H225ZM228 262H230V261H228ZM235 262H237V261H235ZM235 262H233V263L230 262V263H231V264H242V263H240V262H237V263H235ZM161 264H164V263H161ZM166 264H167V263H166ZM208 264H209V263H208ZM225 264H226V263H225ZM227 264H229V263H227Z\"/></svg>","mask_w":264,"mask_h":264}]
</instances>
